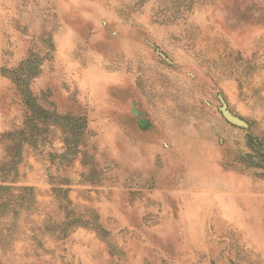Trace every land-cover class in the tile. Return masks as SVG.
<instances>
[{
  "label": "rangeland",
  "instance_id": "rangeland-1",
  "mask_svg": "<svg viewBox=\"0 0 264 264\" xmlns=\"http://www.w3.org/2000/svg\"><path fill=\"white\" fill-rule=\"evenodd\" d=\"M176 10L0 0V264H264V0Z\"/></svg>",
  "mask_w": 264,
  "mask_h": 264
},
{
  "label": "trees",
  "instance_id": "trees-1",
  "mask_svg": "<svg viewBox=\"0 0 264 264\" xmlns=\"http://www.w3.org/2000/svg\"><path fill=\"white\" fill-rule=\"evenodd\" d=\"M173 2L175 4L176 9H178L175 11L176 13L181 12V10L187 9L188 0H173Z\"/></svg>",
  "mask_w": 264,
  "mask_h": 264
},
{
  "label": "water",
  "instance_id": "water-1",
  "mask_svg": "<svg viewBox=\"0 0 264 264\" xmlns=\"http://www.w3.org/2000/svg\"><path fill=\"white\" fill-rule=\"evenodd\" d=\"M223 113H224V115L227 117V118H229V119H231V120H233V121H237L238 119L236 118V117H234L233 115H231L227 110H225V109H223ZM258 151L260 152V153H263L264 154V148H258Z\"/></svg>",
  "mask_w": 264,
  "mask_h": 264
}]
</instances>
